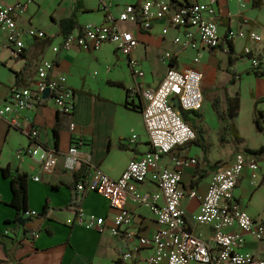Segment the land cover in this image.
Segmentation results:
<instances>
[{"label": "crops", "instance_id": "1", "mask_svg": "<svg viewBox=\"0 0 264 264\" xmlns=\"http://www.w3.org/2000/svg\"><path fill=\"white\" fill-rule=\"evenodd\" d=\"M26 1L0 0L6 6ZM32 1L27 13L19 19L20 25H33L45 31L48 38L52 39V44L41 49V40L35 39L27 42V47L19 58H13L9 51L0 54V104L8 101L14 87H28L34 83L39 63L48 59L56 62L55 75L65 76L69 88L74 91L75 111L72 116L63 115L59 113L52 99H45L36 109L24 113V118L31 119L32 127L39 131L38 141L57 152L58 166L54 170H46L35 157L20 159L19 152L34 144L26 131L27 127L17 130L7 120L0 121V169L10 167L29 176L31 212L40 214L48 201L55 209L47 220H35L29 226L34 231H44L36 240L30 234L29 238H25L23 247H16L12 237L18 224L7 223L14 221L16 217V210L9 205L13 199L12 183L0 170V233L12 254L7 257L0 247V264H15L17 261L21 264H146L152 250L140 247L139 240L143 237L151 238L160 227L154 214L136 201L134 192L138 191L140 195L160 194L158 186L151 179L140 184L131 183L123 201L126 209L132 213L134 222L124 235L115 237L111 229L120 210L112 207L100 193H83L86 196L79 211L65 210L73 197L74 191L69 185H75V174L65 170L64 166L69 149L77 146L82 159L91 168L88 170L89 174L100 169L110 178L118 180L132 161L151 152L150 138L141 111L145 101L137 86L140 84L145 89L159 87L167 71V66L161 60L166 52L179 53L177 66L180 69L196 67L204 74V109L197 117L191 115L203 128L204 140L201 145L193 143L163 157L161 166L173 169L176 159H197V165L184 170L181 186L187 194L196 191L198 198L187 197L182 206L187 215V229L210 241L213 236L212 229L198 225L195 217L200 213L215 173L219 168L231 165L236 154L245 149L241 142H246L238 126L240 112L233 122L241 141H235V135H231L229 131H225L228 138L223 137L226 124L214 110V101L220 99L222 110L226 112L227 95L235 97L239 93L241 108L245 96L251 100V122L262 136L258 135L261 140L252 146L247 144L249 147L246 148H264V133L259 132L254 123L257 101H262L258 109L264 112V79L256 75L249 58L243 52L246 46L251 45L255 54L264 62V44L255 45L248 39H237L234 41V54L229 55L228 45L224 41L230 30L254 31L264 39V1L261 7H256L254 0L218 1L219 33L223 42L215 51L180 50L174 40L183 36L184 30L172 27L168 20H155L149 31L142 30L137 25H125L140 43L132 54V58L140 62L145 72L144 79L140 80L133 76L127 58L111 44L104 45L96 52L61 48L56 54L53 49L61 47L64 41L62 21L75 17L84 29L88 25H103L107 13L119 17L128 5L168 1L178 6L196 0H52L53 5L49 9L44 8L46 0ZM165 29L169 30L167 35L163 33ZM73 34H81L80 29ZM108 50L113 56H105ZM198 56L200 63L195 65L194 59ZM230 58L235 61L233 66L230 65ZM228 70L233 71L236 76H232ZM117 83L123 86H118ZM128 91L137 92L134 99H130L131 94ZM128 102L139 109L128 106ZM209 105L213 109L209 114L214 125H217L215 129L218 136L216 135L215 140H210L206 134L207 127L214 129L205 113ZM72 123L77 125L75 132L71 131ZM56 132L59 136L58 145ZM134 135L137 136L136 142L130 143ZM256 159L260 164L258 178L253 180L251 171L245 170L235 190V199L255 222L264 223V161ZM35 177H39L40 181H35ZM80 212L86 217L105 219L103 229L98 231L69 225L68 220H74ZM126 234L132 235V238ZM245 241L242 250L244 253L264 259V239L258 240L253 235L246 234ZM127 252L133 256L131 260L124 262L122 256Z\"/></svg>", "mask_w": 264, "mask_h": 264}, {"label": "built area", "instance_id": "2", "mask_svg": "<svg viewBox=\"0 0 264 264\" xmlns=\"http://www.w3.org/2000/svg\"><path fill=\"white\" fill-rule=\"evenodd\" d=\"M218 1L196 0L178 6L168 1L128 5L119 17L107 13L103 25L86 26L81 34H71L64 39L61 47L57 46L53 51L57 54L61 48H78L96 52L104 45L111 44L127 58L135 79H144L145 72L140 62L132 58L133 52L139 47V40L125 25L133 24L149 31L155 20H168L172 27L184 30V35L174 40L180 50L217 49L223 42L219 33ZM32 3V0H27L6 6L0 2V54L9 51L13 58H19L28 41L48 38L45 31L33 25H20L19 19L27 13ZM163 33L167 35L169 30L165 29ZM237 39H248L255 45L264 44L263 37L257 32L244 30H230L224 41L228 45ZM243 52L249 58L254 72L264 79V62L255 54L253 47L248 45ZM179 57L178 52H166L162 55L161 60L167 66V71L157 89H145L140 84L137 86L145 101L141 111L150 138L151 152L132 161L118 180L110 178L100 169L91 174L88 171L76 184V191L79 195L86 192L100 193L112 207L120 210L111 229L113 236L120 237L134 222L132 213L126 209L123 201L131 183L140 184L151 179L158 186L160 194L140 195L138 191L134 192L136 201L154 214L160 227L151 238L143 237L139 240L140 247L152 250L146 264H264V259L242 251L246 234L253 235L258 240L264 239V223L255 222L235 199V190L245 170L251 171L253 180L258 178L260 164L255 157L238 152L231 165L221 167L215 173L200 213L195 217L198 225L212 229L210 241L187 229V215L182 206L185 198H198L196 191L187 194L181 186L184 170L197 165V159H176L173 169L161 166L163 157L170 156L175 150L197 140L195 131L185 121L183 113L189 112L195 116L203 110L205 104L204 74L196 67L180 69L177 66ZM199 63L200 56L194 59L195 65ZM55 68V61L41 60L36 71V81L28 87H14L8 101L0 104V121L7 120L17 130L26 126L27 133L34 141L29 149L19 152V158L35 157L46 170H54L58 166L57 152L38 141L39 131L32 127L31 119L24 118V113L36 109L45 101L46 93L50 92V99L55 102L59 113L66 116L74 114V91L69 88L65 76L55 75ZM130 94V99H134L137 92ZM175 101L179 102L178 106ZM76 129L77 125L72 123L71 131L75 132ZM136 139L137 136L134 135L130 143H135ZM84 165L88 164L82 159L78 147L72 146L66 157L65 170L76 175ZM34 180L40 181V178L35 177ZM67 223L101 231L105 219L86 217L80 212L74 220H68ZM39 234L34 231L31 238L36 240ZM126 235L132 238V235ZM132 256V253L127 252L122 260L129 261Z\"/></svg>", "mask_w": 264, "mask_h": 264}, {"label": "trees", "instance_id": "3", "mask_svg": "<svg viewBox=\"0 0 264 264\" xmlns=\"http://www.w3.org/2000/svg\"><path fill=\"white\" fill-rule=\"evenodd\" d=\"M264 0H254V5L256 7H261L263 5ZM61 26L63 28V36L64 39H66L68 36L73 34V32L77 29H80V31H83V28L80 27L78 24L77 20L75 17H72L70 19L63 20L61 23ZM52 44V39L47 38L46 40H41L40 48H46ZM215 51L216 49H211ZM228 54L233 55L234 54V42H229L228 43ZM231 60V66L235 64V61L230 58ZM232 76H236V74L228 70ZM258 75V73H256ZM118 86H123L121 83H117ZM228 89V87H226ZM131 91H128V94H130ZM45 102V101H44ZM226 102H227V111L223 112L222 110V103L220 99H216L213 103V108L217 112L219 118L221 121H223L226 124L225 131H229L231 135H235L234 140L237 142H240L241 139L239 137V133L236 129V126L234 124V120L239 116V112L241 109V96L239 93L235 97H230L227 95L226 97ZM262 101H257L256 102V111H255V119L254 123L257 128V130L261 133H264V112L260 111L258 109L259 104ZM128 106H132L133 109H139L138 106H134L131 103H127ZM142 109V108H141ZM195 116H199L198 113L195 114ZM183 117L185 121L191 126V128L195 131L197 135V140L194 143H197L201 145L202 141L204 140V130L202 127H200L197 122L191 118V113L189 112H184ZM59 142V136L58 132H56V145H58ZM193 144V143H192ZM204 150L206 151V148L204 147ZM243 153L247 154L249 156H253L258 158L260 161H264V148L260 149H250V148H245L243 149ZM88 165H84L81 170L75 175V185H69L70 188L74 191L73 197L71 200V203L65 208V210H76L79 211L78 209L81 208L82 202L85 198V194L79 195L77 192H75V186L76 184L87 175L88 172ZM2 171L3 176L6 179H10L12 183V192H13V199L9 203L11 207H13L16 210V217L14 221H8L7 223L14 222L18 224L20 220H23L26 222L25 226H20L18 224L17 230L13 231V243L15 244L16 247H23L25 243V238H29L30 234L34 232L33 229H30V225L35 222V220H47L53 210H55L50 202L48 201L47 204L45 205L43 211L40 214H36L30 211L29 207V176L27 174L21 173L19 170H13L10 167L2 168L0 169ZM35 232H39L40 234L44 232L41 229L35 230ZM51 234L50 231L47 230ZM0 247L3 249L5 255L7 257H10L12 254L9 251L5 241L3 240V236L0 233ZM15 264H21L20 261H17Z\"/></svg>", "mask_w": 264, "mask_h": 264}, {"label": "rangeland", "instance_id": "4", "mask_svg": "<svg viewBox=\"0 0 264 264\" xmlns=\"http://www.w3.org/2000/svg\"><path fill=\"white\" fill-rule=\"evenodd\" d=\"M52 5H53L52 0H46L44 8L49 9L52 7ZM105 56L111 57L113 55H112L111 51L108 50L106 52ZM223 97H224V95H223ZM209 111H213V109L211 108L210 105L208 106V109L205 110V113H206V117L209 119V122L211 123V125L212 124L214 125V120H213L212 116L209 114ZM252 112H253V103L251 100H249L245 96L243 99L242 108L240 109V120L238 119V126H239L241 132L244 134L245 141H246L244 143L241 142L243 148L249 147L248 146L249 144H250V146H252L253 144L255 145L259 140H261V137H259L258 135L262 136V134H259L256 131V129L254 128V125L251 122ZM216 126H217L216 124L213 126L214 129H210V127H207V129H206V134H207L208 138H210V140H215L216 135L218 136L217 130L215 129ZM223 137L228 138V133H226L225 130H224ZM257 147H260V145H257Z\"/></svg>", "mask_w": 264, "mask_h": 264}, {"label": "water", "instance_id": "5", "mask_svg": "<svg viewBox=\"0 0 264 264\" xmlns=\"http://www.w3.org/2000/svg\"><path fill=\"white\" fill-rule=\"evenodd\" d=\"M44 99H50V92H47V93H46V95L44 96ZM175 104H176V106H178L179 102H178V101H175ZM18 224H19L20 226H25V225H26V222L23 221V220H20V221L18 222Z\"/></svg>", "mask_w": 264, "mask_h": 264}]
</instances>
